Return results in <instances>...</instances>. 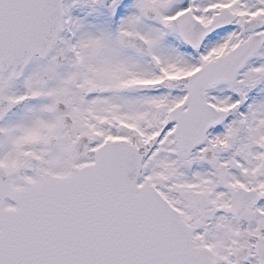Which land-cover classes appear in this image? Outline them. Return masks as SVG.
<instances>
[{"label":"snow or ice","instance_id":"6c2138e0","mask_svg":"<svg viewBox=\"0 0 264 264\" xmlns=\"http://www.w3.org/2000/svg\"><path fill=\"white\" fill-rule=\"evenodd\" d=\"M0 264H264V0H0Z\"/></svg>","mask_w":264,"mask_h":264}]
</instances>
